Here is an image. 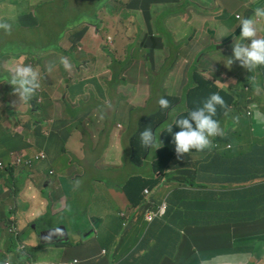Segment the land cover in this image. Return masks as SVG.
Instances as JSON below:
<instances>
[{
  "label": "crops",
  "instance_id": "1",
  "mask_svg": "<svg viewBox=\"0 0 264 264\" xmlns=\"http://www.w3.org/2000/svg\"><path fill=\"white\" fill-rule=\"evenodd\" d=\"M151 1L157 4L171 2L170 0ZM224 5L228 6L229 3ZM260 6L259 2L246 6L243 18L252 17L254 10ZM126 7L130 23L139 21L145 25L143 41L148 35L161 38L159 32L152 29L155 18L147 7L142 6L139 0H128ZM153 8L154 13L160 12L157 5H153ZM238 17L241 19L239 15L237 19ZM240 33L239 24L221 44H214L223 47L231 38L232 44ZM107 54V51L100 47L95 51L90 50L87 54L89 58L84 60L87 68L83 65L77 67V75L85 77L92 76L98 71L104 73L105 67L97 68L95 64L100 57ZM199 54L195 55L191 62L184 58L181 62H177L179 70H170L163 82L166 91L164 98L177 99L174 92L184 87L187 73L193 66L200 68L206 75L215 79L217 85L221 82L223 85L226 84L225 75L221 76L223 81H219L216 78L217 72H214L212 67H203V65L214 66V63L220 60L219 55L212 52L208 56V64H196L195 58H198ZM0 55H4V52ZM116 57L119 62H124L128 58L121 54H116ZM54 59L58 63L57 58L54 57ZM81 59L82 57L78 56V60L71 63V74ZM16 61H19V57ZM17 66H21V63L15 62L9 72L11 73L12 69L14 70ZM257 69L261 71L256 74L255 86L247 90H253L260 98H264V70L262 67ZM257 69L250 73L256 72ZM133 71L134 69L129 67L125 73L130 74ZM68 72L59 70L57 75L60 79L56 76H40V88L28 103H21L12 87L0 85L1 102L12 101L16 107H27V111L31 110L36 98L40 104L36 113L40 122L34 127L39 135L37 141L39 149L34 154H30L29 150L32 145L19 142L15 148L3 144L5 150L0 153L1 157L10 155L14 158V163L5 167L11 175L16 170H23L30 172L34 180V183L24 186L26 179L24 176L15 179L18 217L22 224L18 226V230L15 227L9 230L10 233H18L17 236L11 237V241H15L14 248H10L4 242L9 232L5 229L3 222L7 221L6 217L14 214L15 211L4 213L0 210V251L14 256L17 264H57L54 261L55 257L61 258L62 264H174L178 259L183 261L181 264L188 261L195 264L264 262V218L252 220L255 212L248 211L252 203L264 200V194L245 193V188L249 185L246 187H242L239 183L229 185L228 183L232 180L230 177H224L225 187H223L212 172V166L217 161L234 156L243 159L234 162L239 172L244 174L264 172V155H261L264 152L253 151L255 145L264 142V107L261 108L257 103H253L247 109V115L251 117L250 123L253 124V128L249 125L240 130L232 129L233 121L236 120L225 119L229 121L227 126H231L225 137L232 145L231 148L213 147L208 151H193L191 154H185L182 159L177 158L180 165L176 166L173 172L181 173L184 180L188 178L193 184V187L188 188L185 182L188 194L184 195L186 191L184 188L179 199L169 203L170 193L174 188L166 178H163L156 193L150 196L153 204L143 203V205L133 207L121 188L130 176L136 175L132 171L135 165L131 160L130 130L133 126L139 129L142 127L143 114L140 111L150 113L156 110V106L150 105L137 110L135 114L127 111L128 132L122 135L112 126L109 119L107 130L104 128L103 116L96 112L98 106L103 104L100 97L95 98L98 85L91 81H96V79L81 83L73 81L66 83L63 79ZM47 85L50 87L47 88ZM232 95L237 97L239 108L245 101L253 99L252 93ZM92 108L95 112L90 111ZM175 108L177 109V105ZM252 110H254L253 113ZM139 116L141 119L138 118ZM179 116L172 115L170 118V111H167L165 118H161L160 122L168 119L169 125ZM85 123L97 128L100 142L92 148L103 150L105 165L111 167L106 172L111 177L110 180L92 178L96 169L90 172L89 165L85 162L88 150H90L82 130ZM74 134L83 137L80 145L73 149L75 154L81 152L84 156L85 160L80 164L69 159L73 151L67 149V142ZM231 137L233 143L229 141ZM229 151H232L230 156H228ZM18 156H22L20 163ZM35 160H40V162L33 163ZM120 174L126 176L122 181L115 179ZM262 185L264 184L256 183L251 185V188H260ZM163 188H167L168 195L161 201V198L155 196ZM183 200L185 201L184 206ZM164 201L168 204L166 216L156 218L151 223L146 222L144 214L147 208L152 207L156 210ZM189 212L190 215L187 216ZM236 212L240 218L247 216L248 221L227 223L231 215ZM121 214L126 218H123ZM217 214L223 221L214 224L212 220ZM204 218L207 221H204ZM189 219L193 225L184 227ZM199 228H211L213 233L227 228L233 235H240L242 238L231 253L212 256L207 248L199 247L200 243L206 245L207 241L192 240L193 237H198L197 229ZM114 237H119V239L116 240ZM138 238L139 241H137ZM100 240L104 242V245L111 243L109 250L104 249ZM231 248H233L232 245ZM126 256L131 257L128 263L123 259ZM251 259H254L255 263L250 262ZM6 262L9 261L0 260V264Z\"/></svg>",
  "mask_w": 264,
  "mask_h": 264
},
{
  "label": "rangeland",
  "instance_id": "2",
  "mask_svg": "<svg viewBox=\"0 0 264 264\" xmlns=\"http://www.w3.org/2000/svg\"><path fill=\"white\" fill-rule=\"evenodd\" d=\"M127 1L108 0L105 4L99 5V10H97V2L94 0H0V21L12 24L11 34L0 32V51L4 48V55H0V85L14 89L9 84L13 69L11 73L9 70L15 62L21 63V66L31 65L39 72L40 76H56L60 79V76L57 75L58 71L65 70L60 63L61 57L68 58L72 63L78 60V56H81L82 59L76 64L73 74L68 72L63 81L81 83L95 78L96 81H91L98 85L95 98L100 97L103 102L98 106L96 112L103 116L105 129L108 130L109 119L112 126L122 135L124 132H128L127 111L135 114L137 110L150 105H159V100L165 97L166 92L163 86L164 79L171 69L179 70L177 62H181L183 58L191 62L193 57L200 53L196 64H208V56L214 52L219 55L220 60L215 62L214 66L203 65V67H212L214 72H217L216 78L219 81H223L221 76L225 75L226 84L219 83V88L231 94H253V99L242 103L241 108L233 111L231 106L225 117L236 120L233 121L232 129L240 130L249 126L251 117L247 115V109L250 104L257 103L261 108L264 107V98H260L253 90H247V88L253 89L256 83V74L261 70L257 69L251 74L241 67L239 61H234L231 67L227 66L226 62L229 60L228 57L233 56V45L236 42L231 44L232 38L223 47H218L215 44H221L236 30L240 20L243 19L246 6L259 2L261 3L260 7H264V0H170L171 2L160 4L151 0H139L142 6L150 10L156 19L155 22L162 23V18L166 21V27L162 31L170 43L167 49L158 47L153 41L144 43L146 27L139 21L132 23L128 21V9L123 7ZM227 2L229 5H224ZM153 5H157L160 12L154 13ZM80 10H86L91 15L93 22H82L77 27H69L72 17ZM237 15L241 19H237ZM261 23L264 25V22ZM88 34H90L89 38L86 39ZM258 36H264V31H260ZM172 45L174 48L171 47ZM98 47L107 52L125 55L128 59L118 63L112 56L103 55L97 60L95 66L97 68L104 66V73L98 71L92 76L85 77L77 75V67L83 65L84 68H87L84 61L89 58L87 54L90 50L95 51ZM18 57L19 61H16ZM54 57L57 58L59 64L55 62ZM50 65L52 66L51 72L47 70ZM123 65L125 66L123 67ZM129 67H132L134 71L127 74L125 71ZM193 69L194 66L187 73L184 87L174 92L179 99L177 116L187 110L185 93L192 84ZM46 87L48 88L50 85ZM39 106L37 98L33 101L29 111H27V107H16L12 101L4 103L0 100L2 112L0 116L2 119L0 153L5 150L3 144L15 148L19 142L32 145L29 150L30 154H34L39 149L37 146L39 135L34 128L40 122L39 116L36 115ZM11 111L14 112V115L11 114ZM90 111L95 112L93 108ZM138 118L141 119V116ZM227 123H229L228 120L221 124L224 129L223 138L227 137L228 131L231 129ZM142 124L145 126L140 129L133 126L130 134L140 137L141 132L151 125L147 121H143ZM82 130L90 149L87 153L88 157L85 160L81 152L75 154L73 149L80 145L83 137L74 134L69 137L67 142V149L73 151L72 155H69V159L78 164L85 160L89 165L90 172L96 169L92 176L95 180H110L111 177L106 172L111 167L105 165L103 150L92 148L100 142L97 128L85 123ZM159 139L162 142L160 136ZM231 142L233 143L232 137ZM149 150L147 162L143 161L141 168L132 167L134 174L153 175L152 164L157 163L156 151L158 149L155 151V149L149 148ZM231 154L232 151H229L228 156ZM164 159L173 166L180 165L174 153L170 158ZM165 160L162 162L160 159L158 164L166 163ZM14 161L10 155L0 156V163L4 167ZM38 162L40 160H35L33 163ZM0 174V210H3L4 213L15 211L14 214L6 217L8 222H3V225L8 232L14 227L18 230V226L22 223L19 222L18 217L15 179L24 176L26 178L24 186L34 183V180H32L30 172L23 170H16L11 175L6 169L0 168ZM125 177V174H120L115 179L122 181ZM166 190L167 188H163L155 197L161 198L163 201L168 195ZM154 193L156 191H151L150 196ZM197 232L198 237H193L192 240L207 241L206 245L200 243L199 247L207 248L212 256L231 253L242 238L240 235H233L227 228L214 233L211 228H199ZM12 236L13 234L9 232L4 241L10 248H14V243H11ZM188 250L190 251V248ZM0 260L17 264L14 256L3 251H0ZM54 261L57 264H62L61 258L55 257ZM182 262L178 259L174 264ZM250 262L255 263V260L251 259ZM184 264L195 263L188 261ZM257 264H264V262Z\"/></svg>",
  "mask_w": 264,
  "mask_h": 264
},
{
  "label": "trees",
  "instance_id": "3",
  "mask_svg": "<svg viewBox=\"0 0 264 264\" xmlns=\"http://www.w3.org/2000/svg\"><path fill=\"white\" fill-rule=\"evenodd\" d=\"M96 9L99 10V5L105 4L108 0L103 1H96ZM126 3L123 4V7H126ZM128 9V8H127ZM156 20V19H155ZM153 23L152 29L154 31H158L161 38L154 37L153 35H148L145 40V42L153 41L155 44L160 47L167 49L170 45L168 38L163 34V28L166 27V23L164 19H162V23ZM82 22H93L91 19V15L86 10H80L78 11L71 19L69 23V27H77L78 24ZM0 32H3L0 30ZM143 43V44H144ZM142 44V45H143ZM174 48V46H171ZM4 52V48L0 51V54ZM108 55L112 56L115 60V62H119V60L116 57V53L107 52ZM128 59V58H127ZM198 58H195L197 60ZM125 65H123L124 67ZM264 70V67H262ZM213 93H219L223 99L225 100L228 108L223 109L219 108L217 110V115L214 117L216 120L220 122V125L225 122V115L227 112L231 109V106L233 107V111L239 109V102L237 100L236 96H233L231 93L225 91L224 89L219 88V86L216 84L215 79L209 77L206 75L200 68L194 67L192 72V84L187 88V91L185 93L186 100H187V107L186 111L183 112L178 118L187 116L188 112L202 106V103L204 100H206L211 94ZM167 99V98H164ZM170 102L171 107L169 109H163L160 107V105L156 106V110L152 111L150 113L146 111H140V113L143 114L142 121L150 122L151 125L149 128L153 129V131L159 135V132L161 134L159 135L162 140V147L159 148L156 151L157 156V163L152 164V170L153 175L150 174H136L133 176H130L126 183H124L121 188L125 195L127 196L129 202L133 207H137L140 204L143 205L145 197H144V190L148 189L149 191H157L159 186L162 184L163 178L165 177L167 182L174 188L173 191L170 193V198L168 201L179 199L181 196V192L184 188H186L185 182L188 184V188L193 187V184L190 182L188 178L184 180V177L181 173H175L176 166L171 165L168 160H165L164 158H170L172 154L174 153L175 156V144L173 142V134L175 132L180 131V128L178 126H173V132L168 133L166 131L168 126V119H165V121L160 122L161 118H165V113L167 111H170V118L172 115H176L177 109L175 106L178 104L179 99H167ZM253 113V112H252ZM11 114L14 115V112L11 111ZM2 115V112L0 110V116ZM2 124V119H0V126ZM142 126H145V124H142ZM250 127L253 128V124L250 123ZM131 147H132V153H131V160L134 163V165L138 168H141L144 163L147 162L148 156L150 153V150L147 148H144L141 145L140 137L137 135H131ZM229 141H231V138H229ZM213 143L215 144V147H232L230 143H228L227 138H223L222 136H217L213 138ZM254 152L260 151L264 152V142L261 144H257L253 148ZM261 155H264L261 154ZM145 159V160H144ZM162 159V162L166 163H159V160ZM241 161L243 159H238L236 156L229 157L227 159L217 161L212 166V172L217 177V180L220 182V184L225 187L224 184V177H230L232 180L228 183L229 185H232L234 183H239L242 185V187H246V185H249L248 188H245V193L249 192H258V194H264V185H262L260 188L253 189L251 188V185H254L256 183L264 184V172L257 171L252 174H244L239 172L235 168V161ZM178 166V165H177ZM8 170V168H6ZM171 172V173H170ZM170 173V174H169ZM1 176V174H0ZM258 181V182H257ZM188 194L187 188L184 192V195ZM180 201V200H179ZM185 204V201L183 200V206ZM248 211L255 212V215L252 217V220H259L264 218V200L252 203L250 207H248ZM122 215V214H121ZM190 215V212L187 214V216ZM123 218H126L125 215H122ZM204 221H207L206 218H204ZM223 220L220 218V216L217 214V216L212 220L214 224H219ZM247 216H241V218L238 216L237 212L233 213L229 220H227V223L234 224L239 222H246ZM193 223L189 219L188 223L184 224V227L192 226ZM116 240L119 239V237H114ZM139 241V238L137 239ZM101 245H103L104 249H108L110 247L111 243L109 242L107 245H104V242L102 240L99 241ZM118 259V258H116ZM127 263L131 260L130 256H126L123 258Z\"/></svg>",
  "mask_w": 264,
  "mask_h": 264
},
{
  "label": "clouds",
  "instance_id": "4",
  "mask_svg": "<svg viewBox=\"0 0 264 264\" xmlns=\"http://www.w3.org/2000/svg\"><path fill=\"white\" fill-rule=\"evenodd\" d=\"M261 22H264V7H257L252 17L240 20L241 33L233 45V56L226 62L227 66L231 67L234 61H239L241 67L249 72L264 67V37L258 36L260 31H264V25ZM0 30L11 34L12 24L0 21ZM60 63L66 71L71 72L72 65L68 58L61 57ZM47 70L51 72L52 66L50 65ZM39 81V72L31 65H27L17 66L13 70L9 84L14 87V94L18 100L21 103H28L40 88ZM158 103L163 109L171 107L170 102L164 98H161ZM218 107L228 108L223 97L219 93H213L203 101L202 106L189 111L187 116L177 118L167 126L168 133L173 132V126L180 128V131L173 134L178 159H182L185 154H191L193 151L203 152L215 147L213 138L224 135L220 122L214 118ZM140 142L144 148L155 149V151L162 147L159 136L151 128H145L141 132Z\"/></svg>",
  "mask_w": 264,
  "mask_h": 264
},
{
  "label": "built area",
  "instance_id": "5",
  "mask_svg": "<svg viewBox=\"0 0 264 264\" xmlns=\"http://www.w3.org/2000/svg\"><path fill=\"white\" fill-rule=\"evenodd\" d=\"M253 111L254 110H252V112ZM228 148H230V146H228ZM21 161H22V156H18V162L20 163ZM0 166L5 169L2 163H0ZM144 197H145L144 203L153 204L152 201L150 200V191L148 189L144 190ZM167 210H168V204L166 201L162 202L156 208V210H153L152 207L147 208L144 214L145 221L151 223L156 218H163L166 216ZM4 264H10V263L6 262Z\"/></svg>",
  "mask_w": 264,
  "mask_h": 264
},
{
  "label": "water",
  "instance_id": "6",
  "mask_svg": "<svg viewBox=\"0 0 264 264\" xmlns=\"http://www.w3.org/2000/svg\"><path fill=\"white\" fill-rule=\"evenodd\" d=\"M1 177V176H0ZM14 236H17L18 235V233H14V232H11ZM15 242V241H14ZM14 242H12L11 241V243H14Z\"/></svg>",
  "mask_w": 264,
  "mask_h": 264
},
{
  "label": "flooded vegetation",
  "instance_id": "7",
  "mask_svg": "<svg viewBox=\"0 0 264 264\" xmlns=\"http://www.w3.org/2000/svg\"><path fill=\"white\" fill-rule=\"evenodd\" d=\"M1 169H3L1 166H0Z\"/></svg>",
  "mask_w": 264,
  "mask_h": 264
}]
</instances>
